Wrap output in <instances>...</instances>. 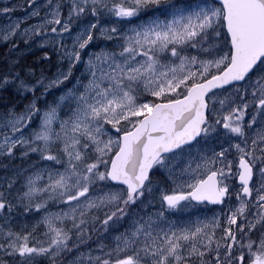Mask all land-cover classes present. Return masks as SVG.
<instances>
[{
	"label": "snow or ice",
	"instance_id": "6c2138e0",
	"mask_svg": "<svg viewBox=\"0 0 264 264\" xmlns=\"http://www.w3.org/2000/svg\"><path fill=\"white\" fill-rule=\"evenodd\" d=\"M0 17V264H264V0Z\"/></svg>",
	"mask_w": 264,
	"mask_h": 264
},
{
	"label": "rangeland",
	"instance_id": "374dc122",
	"mask_svg": "<svg viewBox=\"0 0 264 264\" xmlns=\"http://www.w3.org/2000/svg\"><path fill=\"white\" fill-rule=\"evenodd\" d=\"M4 0H0V4H2ZM9 3H22L23 0H7ZM24 13L23 12H16L14 16H22ZM8 23V20L4 17H0V27L6 25Z\"/></svg>",
	"mask_w": 264,
	"mask_h": 264
}]
</instances>
